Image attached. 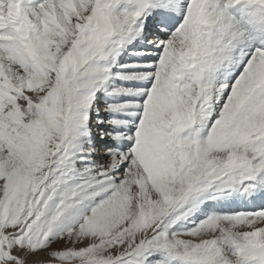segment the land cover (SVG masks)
<instances>
[{
    "label": "snow or ice",
    "instance_id": "6c2138e0",
    "mask_svg": "<svg viewBox=\"0 0 264 264\" xmlns=\"http://www.w3.org/2000/svg\"><path fill=\"white\" fill-rule=\"evenodd\" d=\"M0 264H264V0H0Z\"/></svg>",
    "mask_w": 264,
    "mask_h": 264
}]
</instances>
